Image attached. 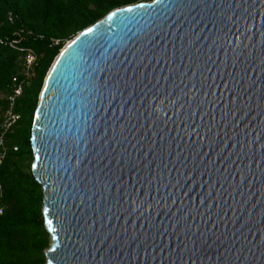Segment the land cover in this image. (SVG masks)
I'll return each instance as SVG.
<instances>
[{
	"label": "water",
	"instance_id": "water-1",
	"mask_svg": "<svg viewBox=\"0 0 264 264\" xmlns=\"http://www.w3.org/2000/svg\"><path fill=\"white\" fill-rule=\"evenodd\" d=\"M46 264H264V0H150L61 48L31 128Z\"/></svg>",
	"mask_w": 264,
	"mask_h": 264
},
{
	"label": "trees",
	"instance_id": "trees-1",
	"mask_svg": "<svg viewBox=\"0 0 264 264\" xmlns=\"http://www.w3.org/2000/svg\"><path fill=\"white\" fill-rule=\"evenodd\" d=\"M143 1L150 0H0V120L12 78L23 83L16 104L20 118L4 137L7 152L0 167V264H46L50 237L44 227L42 187L31 171L30 137L52 62L85 27L112 9ZM27 49L37 56L28 75L22 67Z\"/></svg>",
	"mask_w": 264,
	"mask_h": 264
},
{
	"label": "built area",
	"instance_id": "built-area-1",
	"mask_svg": "<svg viewBox=\"0 0 264 264\" xmlns=\"http://www.w3.org/2000/svg\"><path fill=\"white\" fill-rule=\"evenodd\" d=\"M11 44V43H10ZM37 56L32 49H27L23 55V71L28 75L30 67L36 62ZM23 83L19 80L18 76L12 78L10 91L5 96L6 106L2 112L0 120V167L3 164L6 156L7 147L5 145L4 137L7 131L17 122L20 114L16 111L17 99L22 95ZM16 149V148H15ZM3 186L0 180V214L3 213Z\"/></svg>",
	"mask_w": 264,
	"mask_h": 264
},
{
	"label": "rangeland",
	"instance_id": "rangeland-1",
	"mask_svg": "<svg viewBox=\"0 0 264 264\" xmlns=\"http://www.w3.org/2000/svg\"><path fill=\"white\" fill-rule=\"evenodd\" d=\"M46 249H47V248H46ZM46 249H45V250H46Z\"/></svg>",
	"mask_w": 264,
	"mask_h": 264
}]
</instances>
